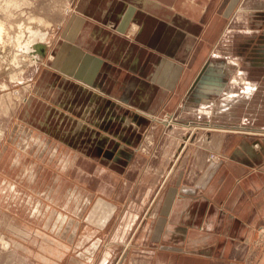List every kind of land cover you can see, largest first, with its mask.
Listing matches in <instances>:
<instances>
[{
  "label": "crops",
  "instance_id": "obj_1",
  "mask_svg": "<svg viewBox=\"0 0 264 264\" xmlns=\"http://www.w3.org/2000/svg\"><path fill=\"white\" fill-rule=\"evenodd\" d=\"M187 1L80 0L38 87L61 80L54 96L83 115L71 150L117 176L93 207L105 223L117 213L106 240L126 246L116 264H264L251 247L264 225V125L241 137L178 112L239 0Z\"/></svg>",
  "mask_w": 264,
  "mask_h": 264
},
{
  "label": "rangeland",
  "instance_id": "obj_2",
  "mask_svg": "<svg viewBox=\"0 0 264 264\" xmlns=\"http://www.w3.org/2000/svg\"><path fill=\"white\" fill-rule=\"evenodd\" d=\"M79 1L0 0V264H116L126 249L106 241L118 232L117 213L107 223L99 210L94 216L98 197L116 191L115 172L101 169L99 158L85 156L79 147L71 150L67 138L76 128L82 132L83 115L61 102V95L54 96L61 80L51 92L39 89L50 67V50ZM18 21L47 31L39 41L44 52L38 59L22 61L24 48L9 38L22 33ZM224 23L212 41L209 62L178 112L195 123L238 125L241 137L245 132L256 136L257 124L264 125V0H239ZM140 26L131 20L126 38L133 40ZM113 32L120 33L115 27ZM49 107L55 109L47 117ZM88 124L86 128L94 125ZM83 133L73 139L77 144ZM209 154L221 169H228L225 155ZM3 237L8 247L1 244ZM251 247L264 250V225Z\"/></svg>",
  "mask_w": 264,
  "mask_h": 264
},
{
  "label": "bare ground",
  "instance_id": "obj_3",
  "mask_svg": "<svg viewBox=\"0 0 264 264\" xmlns=\"http://www.w3.org/2000/svg\"><path fill=\"white\" fill-rule=\"evenodd\" d=\"M34 19V18H32ZM31 19V20H32ZM41 21H39V24H42L40 23ZM44 22V21H43ZM31 23V22H30ZM29 24H25V23H19V21L17 22V25L16 27L19 28L18 30L22 31V33L19 34H16L15 36L11 35V34H8L9 38H13V40H17V45L16 46H22L24 49H23V54H21V59L24 58V60L22 61H27V57L28 58H39V54L41 55V53L44 52V45L41 44L42 42H39V41H43L44 40V37L47 33V31H43L42 29H40V27H33V25L31 26ZM35 23V22H34ZM39 24H36V25H39ZM141 27V26H140ZM138 28V27H137ZM134 30V29H133ZM20 31V32H21ZM2 33V25L0 24V35ZM138 33V32H137ZM51 36V35H50ZM37 42H39L37 44ZM31 45H33L31 48ZM20 48V47H19ZM32 49H35L32 51ZM30 50V51H29ZM21 52V50H20ZM28 52H30V54H27ZM32 52V53H31ZM33 54V55H32ZM23 56V58H22ZM29 56H33V57H29ZM37 58V59H38ZM34 61V60H33ZM250 90V89H248ZM56 107V106H54ZM51 110H54L55 108H52L50 107ZM61 109V108H60ZM59 109V110H60ZM91 107L88 109V112L90 111ZM94 109H92L93 111ZM56 111V110H55ZM60 114V113H59ZM54 116V115H53ZM59 116V115H58ZM60 117V116H59ZM54 118V117H53ZM66 118V117H65ZM59 122V121H58ZM55 128V127H54ZM52 129V128H51ZM1 135H3V132L0 131V137ZM116 138V137H115ZM1 244L5 247H8L9 245V241L6 240L4 237L2 238V241H1Z\"/></svg>",
  "mask_w": 264,
  "mask_h": 264
},
{
  "label": "water",
  "instance_id": "obj_4",
  "mask_svg": "<svg viewBox=\"0 0 264 264\" xmlns=\"http://www.w3.org/2000/svg\"><path fill=\"white\" fill-rule=\"evenodd\" d=\"M260 144V143H259Z\"/></svg>",
  "mask_w": 264,
  "mask_h": 264
}]
</instances>
